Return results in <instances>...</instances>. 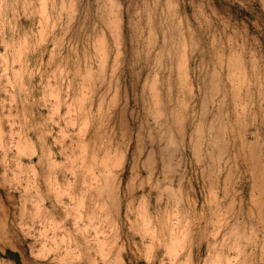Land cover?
Returning <instances> with one entry per match:
<instances>
[{"label": "clouds", "instance_id": "1", "mask_svg": "<svg viewBox=\"0 0 264 264\" xmlns=\"http://www.w3.org/2000/svg\"><path fill=\"white\" fill-rule=\"evenodd\" d=\"M0 189L37 264H264V0H0Z\"/></svg>", "mask_w": 264, "mask_h": 264}, {"label": "rangeland", "instance_id": "2", "mask_svg": "<svg viewBox=\"0 0 264 264\" xmlns=\"http://www.w3.org/2000/svg\"><path fill=\"white\" fill-rule=\"evenodd\" d=\"M0 196L7 199L3 189H0ZM31 243V240L25 241L18 231L0 232V264H25V261L37 264L29 253L28 245Z\"/></svg>", "mask_w": 264, "mask_h": 264}]
</instances>
